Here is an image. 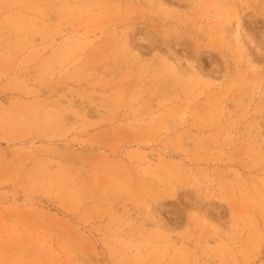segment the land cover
<instances>
[{"label": "rangeland", "instance_id": "rangeland-1", "mask_svg": "<svg viewBox=\"0 0 264 264\" xmlns=\"http://www.w3.org/2000/svg\"><path fill=\"white\" fill-rule=\"evenodd\" d=\"M0 264H264V0H0Z\"/></svg>", "mask_w": 264, "mask_h": 264}, {"label": "bare ground", "instance_id": "bare-ground-1", "mask_svg": "<svg viewBox=\"0 0 264 264\" xmlns=\"http://www.w3.org/2000/svg\"><path fill=\"white\" fill-rule=\"evenodd\" d=\"M162 204V203H161ZM107 208V207H106Z\"/></svg>", "mask_w": 264, "mask_h": 264}]
</instances>
